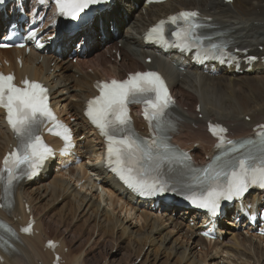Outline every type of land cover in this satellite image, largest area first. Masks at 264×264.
Masks as SVG:
<instances>
[{
  "label": "bare ground",
  "instance_id": "obj_1",
  "mask_svg": "<svg viewBox=\"0 0 264 264\" xmlns=\"http://www.w3.org/2000/svg\"><path fill=\"white\" fill-rule=\"evenodd\" d=\"M37 4L38 2L35 5ZM183 5L198 8L205 15L212 17L217 25L228 33L234 48L251 49L254 53L259 52L263 55L264 51H260L259 47L264 48V0H234L232 4L225 3L224 0L167 1L164 4L150 6H145L143 0H115L110 8L96 14L95 20L83 26L73 37H68L66 34L60 36V43L66 45L67 53L63 51L62 54L57 55L49 50L48 53L43 54L42 61L41 55L36 51L23 55L24 66L18 70V74L21 78L26 74L36 79L42 78L49 84L53 91V103L59 105L63 116L67 119L74 117L77 120L78 123H74L79 128L76 136L78 145L76 153L87 154L88 161L80 163L78 168H70L67 171L62 169L70 158L61 159V165L51 162L38 178L25 182L18 188L12 215L2 216L10 221L16 217L20 219L18 223L25 224L28 217L24 212V204L30 203L38 220L36 225L38 234L24 238L23 242L17 245L18 250L7 255L5 264H51L54 254L44 249V243L46 239L52 237L61 243L64 264H112V260L107 257L109 254H105L101 249L99 255L95 254L96 251L94 255L92 254L94 249L99 248V240L88 249H84L81 243L74 247L73 239L66 236L65 230L61 231L55 227L54 236H50L47 230L52 228L53 224L52 221L50 223L44 218L47 216L49 206L57 208L60 216L71 212L72 217V210L73 213H84L83 216L87 215L94 220L98 230L103 229L101 237L109 236L115 241L113 233L118 230L120 235L118 234L117 237L124 242L121 247L126 254L128 253L127 255L131 256L133 253L135 255V260L131 261H127L129 258L125 256L126 264L134 263L139 258L141 259L138 263L141 264H223L224 260H227L226 264L230 262L264 264V236L258 237L252 231H245V224L242 226L236 224L222 230L220 228L215 241H206L200 233L202 223L196 222L199 218L198 214L192 210L182 209L174 203H162L159 208H155L153 201L143 202L130 190L123 188L101 162L100 139L94 131L88 129L82 116L83 103L94 93L92 85L96 78L113 75L124 77L127 72L150 67L162 70L174 88L179 104L177 114L182 124V132L177 137V141L186 148L192 149L197 159L206 160L205 156L212 154L214 141L206 132L205 122L208 119L227 123L230 133L235 137L250 135L252 127L264 121V62L257 63L252 71L239 75L233 73V67H230L231 69L214 67L206 72L198 68L190 56L183 57L174 52L166 54L151 46H144L141 34L148 25L166 12L174 11ZM37 8L43 13L46 12L47 19L53 13L52 8L42 3H39ZM100 20L101 26H99ZM7 23L8 20L0 14V34L5 31ZM121 25H125L126 30L125 33L121 31L119 35L118 27L120 28ZM110 26H113L117 34L111 31ZM76 39L84 41L91 49L97 46V50L93 55L90 54L91 50L83 55L77 52L78 60L74 64L68 57V43ZM112 51L121 53V61L116 58V54H112ZM17 53L22 55L23 50L0 51V59L8 57L12 63L11 68L16 69ZM150 55H153L154 60L146 64L145 60ZM113 57L115 59L112 61ZM214 70L218 71L217 75H212L211 72ZM197 104L202 105L201 112H197ZM200 113L204 118H199ZM247 117L250 118L249 121ZM137 124L143 126L140 122ZM11 140L0 113V158ZM72 161L75 159L73 158ZM75 170L83 173L75 180L76 183L70 179L74 177ZM88 173L96 177L94 181ZM83 179L89 181L92 187L99 181L101 190L110 198L111 204L122 203L121 210L128 213L133 211L134 216L139 217L142 223H133L128 217L116 215L114 209H110L111 205L103 206L101 199H95V195L83 190L86 184L82 183L79 188L78 184ZM44 201L45 203L42 204ZM249 201L252 204L256 201L258 206L264 205V195L251 193L245 202ZM55 204L57 206H54ZM162 209L179 213L182 210V216L180 214L176 218L179 223L173 220L174 224L169 229L168 221L174 219V216L172 214L170 218L165 219L164 215L158 213ZM191 221H194V224H191ZM177 223L180 224L178 228ZM61 224L59 222V225ZM220 225L223 223L221 222ZM175 228L178 232L185 230V233L175 237L176 234L173 233ZM80 231L82 232V229ZM74 232L76 234V230ZM74 240L76 241V238ZM82 243L84 244L83 241ZM197 246L203 247L206 255H200L195 250ZM91 254L92 258L89 257ZM224 254H228V257H224ZM230 255L236 256L237 261Z\"/></svg>",
  "mask_w": 264,
  "mask_h": 264
},
{
  "label": "snow or ice",
  "instance_id": "obj_2",
  "mask_svg": "<svg viewBox=\"0 0 264 264\" xmlns=\"http://www.w3.org/2000/svg\"><path fill=\"white\" fill-rule=\"evenodd\" d=\"M100 2L101 0H56L60 13L73 19L78 18L90 5ZM198 17L197 11H181L162 19L149 30L147 39H155L167 45L166 27L175 25L176 30L171 35L180 41L177 47L188 50L192 46L200 48L203 40L210 38L198 33L199 29L205 27L198 22ZM223 47L226 45L213 43L204 52L219 51ZM197 55H200L199 51ZM14 80L13 74L0 73V107L6 109L7 121L19 140L16 149L5 156L3 168L0 169V180L5 181L6 193L13 181L19 178L17 172L30 177L52 154V149L43 143L37 133L45 119H55L48 106L47 89L41 83L25 79L24 86L21 87ZM97 87L100 88V95L88 101L87 115L107 138L109 165L115 164L113 171L130 187L146 195L176 191L177 184H183L191 191V183H184L171 176L165 178L167 172L176 170L175 165H183L189 173L203 172L202 176L191 177L192 182L201 186L199 197L193 192L187 198L193 204L213 211L222 198L231 200L240 197L253 185L264 188V131L259 132L256 139L231 141L221 135L227 129L210 125V130L220 137L221 145L228 144L231 147L206 168H192L190 158L177 154L167 142L166 136L154 133L153 138L148 140L140 136L132 126L128 104L143 103L144 115L150 125L155 120V127L163 132L165 109L174 101L158 73L137 72L129 74L126 80L97 82ZM57 127L63 128V132L58 134L70 141V130L59 122ZM170 180L171 187L168 186ZM3 227L0 224V228ZM7 231L15 235L10 227ZM23 231L30 232L31 224ZM0 241H3L2 235Z\"/></svg>",
  "mask_w": 264,
  "mask_h": 264
},
{
  "label": "rangeland",
  "instance_id": "obj_3",
  "mask_svg": "<svg viewBox=\"0 0 264 264\" xmlns=\"http://www.w3.org/2000/svg\"><path fill=\"white\" fill-rule=\"evenodd\" d=\"M126 30V28H125V26H122L121 27V31L123 32V33H125L124 31ZM96 50H97V46H95L93 49H92V51L90 52L91 53V55H93L94 54V52H96ZM112 61H113V59H112ZM74 63V62H73ZM88 71V70H87ZM90 72V71H89ZM81 162H87L88 161V155L86 154V155H82L81 156ZM80 171H78V170H75V175H74V177L72 176L70 179L72 180V182H74V183H76V179H77V177H79L80 175H81V172L79 173ZM67 177H68V175H67ZM93 177V176H92ZM69 178V177H68ZM94 178H96V177H93L92 178V181H94ZM85 182V180H83V183ZM84 184H86V186L84 187V191H86V192H89V193H92L93 195H95V199H101L102 201H103V206H106V207H109L110 205V209H114V211H115V214L117 215H121V216H123V217H128V220L129 221H131V222H133V223H138V224H141L142 223V221H140V219H139V217H136V216H134V214H133V211L132 212H130V213H128V212H126V211H122L121 210V204L122 203H114V205L113 204H111V201H110V198L106 195V193L105 192H103L102 190H101V185H100V182L98 181V182H96V185L94 186V187H92V184L91 183H89V181H87V182H85ZM81 187V183H79V188ZM45 203V201L44 202H42V204H44ZM54 206H57V204H55ZM54 211V212H53ZM56 211V212H55ZM182 211V210H181ZM181 211H180V213L177 211V212H172V211H166V210H161V211H158V213L160 214L161 213V215H164V217H165V219H168V218H170L171 216H172V214H173V216H174V219H172L171 218V220L170 221H168L169 222V229H171V227L173 226V224H174V222H172L173 220H175V222L177 221L176 220V218L181 214ZM54 213V214H52V213ZM74 211L72 210V217H71V212H68V213H65V214H63L62 216H60V214L58 215V209L57 208H55V207H52V206H49L48 207V210H47V216H44V218L47 220V221H49L50 223H51V221H52V228H50V229H48L47 230V233L50 235V236H54V229H55V227L56 228H58V229H61V231H63V230H65V234H66V236H68L69 237V239H73V244H74V247H77V246H79V244L81 243V245L82 246H84V249H88L89 247H90V245H94V243H95V241H98L99 240V242H100V245H99V248H97V249H94L93 251H92V254L94 255V251H96L95 252V254L96 255H99V250L101 249V251H103L105 254H109V255H107V257L109 258V260H112L111 262H112V264H126V262L127 261H131V260H135V255H134V253L131 255V256H129V255H127L126 254V252H125V250L121 247V245H123L124 244V242H122L123 240H120L121 238L119 237H117V236H119L120 234H119V231L118 230H115L114 231V236H115V241L111 238H109V236H107V237H104V235L101 237V235H102V233L104 232L103 231V229H99L98 230V228L95 226V222H94V220H92V219H90V218H88L87 217V215L86 216H83L84 215V213H82V212H78V213H73ZM70 214V215H69ZM56 216V217H55ZM61 217V219H59L60 217ZM69 216V217H68ZM80 218H79V217ZM181 216H182V214H181ZM65 218V220L63 221V219ZM69 220H68V219ZM76 218V219H75ZM79 218V219H78ZM53 219H55V220H53ZM81 219V220H80ZM84 219V220H83ZM90 219V220H89ZM66 220H67V222H66ZM88 220H89V222H88ZM62 221V222H61ZM71 221H72V223H71ZM83 221V222H82ZM92 221H93V223H92ZM57 224V225H55V223ZM59 222H60V224L61 225H59ZM81 222V226L79 225V223ZM85 222V223H84ZM87 222V223H86ZM178 222V221H177ZM67 225H66V224ZM179 223V222H178ZM177 223V228H178V226H180V224H178ZM78 224V228H81V227H85L84 228V230H83V228H81L82 229V232L80 231L81 229H79L78 230V228L76 227V225ZM83 224H84V226H83ZM89 224V225H88ZM73 225V226H72ZM86 225V226H85ZM95 227H94V226ZM60 226V227H59ZM64 227H65V229H64ZM68 227V228H67ZM76 227V228H75ZM87 227V228H86ZM227 227H232V223H228V226ZM63 228V229H62ZM74 228V229H73ZM91 228H93L92 230H91ZM95 228V229H94ZM72 229V231L74 230H76V234H75V232L73 233L72 231H70ZM87 229V230H86ZM179 229H181L180 227H179ZM85 230H86V232H85ZM91 230V231H90ZM94 230V231H93ZM79 231L81 232V234L79 233ZM70 232V233H69ZM91 232V233H90ZM93 232V233H92ZM101 234H100V233ZM173 233H175L176 235H175V237L176 236H179V235H181V234H183V233H185V230H181L180 232H178V229H173ZM78 234V235H77ZM86 234V235H85ZM88 234H89V238H88ZM92 234V235H91ZM100 234V235H99ZM119 234V235H118ZM76 236V237H75ZM78 236H79V238H78ZM82 236V237H81ZM92 236V237H91ZM86 239H84V238ZM76 238V241L74 240ZM81 238V239H80ZM107 238V239H106ZM182 238V237H181ZM83 239V240H82ZM88 239V240H87ZM106 239V240H105ZM118 239V240H117ZM183 239V238H182ZM79 240V241H78ZM81 240V241H80ZM82 241L84 242V244L82 243ZM108 242V243H107ZM111 242H113V244L111 243ZM114 246V248H112L113 246ZM104 248V249H103ZM65 250H67V249H65ZM195 250H197L198 252H199V254L200 255H206V250L205 249H203V247L201 248V246H197V248H195ZM90 255L89 257L90 258H92V256L93 255ZM125 256H127V259H125ZM224 257H228V254H224L223 255ZM231 256V258L233 259V260H235V261H237V257L236 256H233V255H230ZM209 259V261L211 260L210 259V257H208ZM100 259V258H99ZM124 260V261H123ZM127 260V261H126ZM227 260H224L223 261V264H226L225 262H226ZM92 262H94L93 261V259H92ZM141 264V263H138V262H134V263H131V264ZM230 264H233V263H231L230 262Z\"/></svg>",
  "mask_w": 264,
  "mask_h": 264
}]
</instances>
